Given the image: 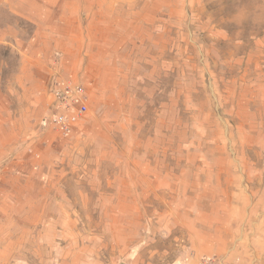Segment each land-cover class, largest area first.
Segmentation results:
<instances>
[{
    "label": "rangeland",
    "instance_id": "rangeland-1",
    "mask_svg": "<svg viewBox=\"0 0 264 264\" xmlns=\"http://www.w3.org/2000/svg\"><path fill=\"white\" fill-rule=\"evenodd\" d=\"M208 257L264 264V0H0V264Z\"/></svg>",
    "mask_w": 264,
    "mask_h": 264
},
{
    "label": "built area",
    "instance_id": "built-area-1",
    "mask_svg": "<svg viewBox=\"0 0 264 264\" xmlns=\"http://www.w3.org/2000/svg\"><path fill=\"white\" fill-rule=\"evenodd\" d=\"M54 103L53 105L59 110L57 113L51 114L49 121L59 127L62 132L71 129V125L80 114L86 109V93L82 85L59 86L58 83L54 87ZM200 264H230L211 257L204 258Z\"/></svg>",
    "mask_w": 264,
    "mask_h": 264
},
{
    "label": "crops",
    "instance_id": "crops-1",
    "mask_svg": "<svg viewBox=\"0 0 264 264\" xmlns=\"http://www.w3.org/2000/svg\"><path fill=\"white\" fill-rule=\"evenodd\" d=\"M204 190H208V191H210L211 192V194L212 195H215L216 193H215V189H213V188H207V189H204ZM215 197H216V195H215ZM209 245L208 244H206V245H204L202 248H201V252L202 253H213V249H211V248H209L208 247ZM213 247V246H212ZM214 252H218V250L217 251H214Z\"/></svg>",
    "mask_w": 264,
    "mask_h": 264
}]
</instances>
